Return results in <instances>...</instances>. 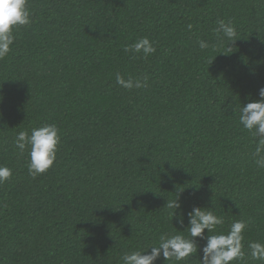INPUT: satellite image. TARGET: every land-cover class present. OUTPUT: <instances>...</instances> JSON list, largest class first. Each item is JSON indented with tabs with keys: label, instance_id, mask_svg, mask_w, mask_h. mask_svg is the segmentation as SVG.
I'll use <instances>...</instances> for the list:
<instances>
[{
	"label": "trees",
	"instance_id": "1",
	"mask_svg": "<svg viewBox=\"0 0 264 264\" xmlns=\"http://www.w3.org/2000/svg\"><path fill=\"white\" fill-rule=\"evenodd\" d=\"M28 6L31 24L0 59V166L13 173L0 185V264H122L162 234L188 236L193 207L224 218L211 234L245 221L249 255L238 264H264L248 248L264 243V168L239 123L264 87V0ZM221 20L235 26L234 43L214 31ZM143 37L154 54L125 51ZM117 74L148 86L126 90ZM45 124L61 142L54 166L33 178L30 147L21 154L14 142ZM175 200L183 227L167 206ZM206 242L196 238L186 262L154 264H200Z\"/></svg>",
	"mask_w": 264,
	"mask_h": 264
},
{
	"label": "clouds",
	"instance_id": "2",
	"mask_svg": "<svg viewBox=\"0 0 264 264\" xmlns=\"http://www.w3.org/2000/svg\"><path fill=\"white\" fill-rule=\"evenodd\" d=\"M31 22L28 0H0V59H4L10 53L15 40L14 32L20 27L30 25ZM188 28L190 30L192 25L189 24ZM214 31L217 34H222L224 40L230 41V44L236 41L237 32L231 22L218 21V27ZM218 43H222V41ZM209 47L210 45L206 41H199L201 50ZM217 47L218 45H213V51H216ZM125 51L141 54L147 58L156 52V48L153 42L147 37H143L126 47ZM221 54L223 53L221 52ZM147 80L146 76L142 78L128 77L127 79L119 74L116 76L117 84L126 90L146 88L148 86ZM259 97L258 100L241 106L239 123L244 130L258 140L254 154L255 163L258 168H264V87L259 89ZM60 142L61 137L57 125L45 124L33 128L30 135L26 131L17 133L14 143L21 154L30 147L28 172L30 176L36 178L47 173L54 166ZM12 174L9 167L0 166V185L8 182ZM167 206L174 209L171 215L173 218L175 216L177 222L183 227L184 214L180 211L177 215L178 210H181V204L178 200L168 202ZM187 217L188 226L185 229L188 236L162 234L158 242L150 245L147 251L125 252L121 257L122 264H154L161 258L164 261L186 262L198 252L196 238L207 241L202 249L203 256L202 259H199L200 264H238V262L245 260L246 255H249L244 250L242 243L244 241L243 233L247 227L245 221H234L225 235L211 234L216 232L218 226L224 224V218L216 215L210 208L193 207L187 213ZM205 230H207V235H205ZM248 248L251 259L264 261V243L252 242Z\"/></svg>",
	"mask_w": 264,
	"mask_h": 264
}]
</instances>
